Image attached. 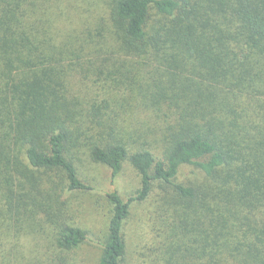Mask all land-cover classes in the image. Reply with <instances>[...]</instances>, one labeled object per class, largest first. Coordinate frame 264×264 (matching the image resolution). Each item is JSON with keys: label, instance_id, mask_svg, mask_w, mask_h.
Listing matches in <instances>:
<instances>
[{"label": "trees", "instance_id": "trees-1", "mask_svg": "<svg viewBox=\"0 0 264 264\" xmlns=\"http://www.w3.org/2000/svg\"><path fill=\"white\" fill-rule=\"evenodd\" d=\"M77 193L110 204L99 264L153 198L147 264H264V0H0V264H70Z\"/></svg>", "mask_w": 264, "mask_h": 264}, {"label": "rangeland", "instance_id": "rangeland-1", "mask_svg": "<svg viewBox=\"0 0 264 264\" xmlns=\"http://www.w3.org/2000/svg\"><path fill=\"white\" fill-rule=\"evenodd\" d=\"M81 168L83 179L98 190L107 189L112 182L122 197L128 198L133 196L138 189V178L127 165L115 181L112 179L111 170L106 167L83 165ZM74 197L76 198L73 201L75 221L88 232L89 239L79 249L66 254V257L70 264H99L102 253L100 242L107 226L110 204L102 193H77ZM153 200L154 198L147 203H137L132 209L125 227L128 255L123 264H147L151 261L150 250L156 247L159 241L156 240L153 231L154 223L149 217ZM0 226V234L1 231L5 233L13 231V228H8L1 219ZM41 251L37 249L36 256H39ZM27 257L30 255L27 254Z\"/></svg>", "mask_w": 264, "mask_h": 264}]
</instances>
